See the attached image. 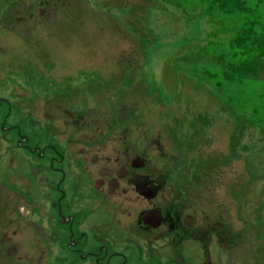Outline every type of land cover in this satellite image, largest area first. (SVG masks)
Segmentation results:
<instances>
[{
	"label": "flooded vegetation",
	"instance_id": "af4514ba",
	"mask_svg": "<svg viewBox=\"0 0 264 264\" xmlns=\"http://www.w3.org/2000/svg\"><path fill=\"white\" fill-rule=\"evenodd\" d=\"M70 8L0 0V264H264V238L253 251L234 218L233 167L210 140L118 122L85 77L105 82L121 60L60 64L38 43ZM27 45L36 60L11 81Z\"/></svg>",
	"mask_w": 264,
	"mask_h": 264
},
{
	"label": "rangeland",
	"instance_id": "374dc122",
	"mask_svg": "<svg viewBox=\"0 0 264 264\" xmlns=\"http://www.w3.org/2000/svg\"><path fill=\"white\" fill-rule=\"evenodd\" d=\"M66 1L76 15L59 19L38 43L60 64L121 60L120 70L107 67L105 82L85 77L90 96L117 110L118 122L154 129L152 138L210 140L220 164L233 167L234 218L247 221L254 251L264 238V74L249 70L264 64L240 38L264 44V0ZM24 53L12 61L26 66L11 81L25 79L36 60L34 47ZM3 146L0 161L9 154Z\"/></svg>",
	"mask_w": 264,
	"mask_h": 264
},
{
	"label": "trees",
	"instance_id": "16d2710c",
	"mask_svg": "<svg viewBox=\"0 0 264 264\" xmlns=\"http://www.w3.org/2000/svg\"><path fill=\"white\" fill-rule=\"evenodd\" d=\"M240 39H243L242 42L246 45V47L250 50V52H254V53L260 54L257 61L259 62V60H261L262 61V65H263L264 64V44L261 45V46H258V44H257L258 41L252 40L248 36H242ZM257 66L258 65H256V69H257ZM256 69H254V67H252L249 70V71L252 72V74H255V77L256 78H257V76L260 77V76H262L264 74V71L263 70H256Z\"/></svg>",
	"mask_w": 264,
	"mask_h": 264
}]
</instances>
